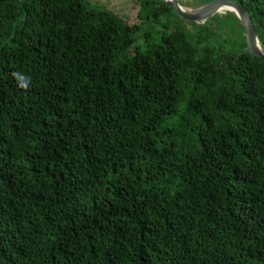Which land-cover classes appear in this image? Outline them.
I'll use <instances>...</instances> for the list:
<instances>
[{
	"label": "trees",
	"instance_id": "obj_1",
	"mask_svg": "<svg viewBox=\"0 0 264 264\" xmlns=\"http://www.w3.org/2000/svg\"><path fill=\"white\" fill-rule=\"evenodd\" d=\"M145 2L0 0V264H264V60Z\"/></svg>",
	"mask_w": 264,
	"mask_h": 264
},
{
	"label": "rangeland",
	"instance_id": "obj_2",
	"mask_svg": "<svg viewBox=\"0 0 264 264\" xmlns=\"http://www.w3.org/2000/svg\"><path fill=\"white\" fill-rule=\"evenodd\" d=\"M90 1L93 4L108 8L109 10H111L113 13L117 15L127 16L131 23H137L141 26L142 32H145L148 29L154 27L153 34L156 37H158V33L163 34L166 31L165 28L162 27V25H158L151 18L147 17V14H146L147 11L143 10L142 17L139 16V12L142 10L141 4L143 3V1H146L145 2V5H146V3L152 4V2H155V1L157 2L159 0H90ZM213 1H216V0H180L182 6L186 9H197ZM217 16L218 17L220 16L222 21L220 22L215 21L216 25L211 26V28H213L215 31H218V28H219L221 32H224L226 34L225 37H222V36L220 37V34H218L217 40L219 42H224L227 47H231V48L240 47L241 48V46L244 43V38L241 34L242 32L241 28L237 24V20L232 15V12L221 13V15H217ZM222 22L223 24H221ZM163 23L169 24L167 20L164 21ZM172 26L173 27L181 26L185 28L188 25L187 23L184 22V20H179L178 18H176V21L172 23ZM225 26H227L226 30L223 29V27L225 28ZM171 31L172 29L169 30V32Z\"/></svg>",
	"mask_w": 264,
	"mask_h": 264
},
{
	"label": "water",
	"instance_id": "obj_3",
	"mask_svg": "<svg viewBox=\"0 0 264 264\" xmlns=\"http://www.w3.org/2000/svg\"><path fill=\"white\" fill-rule=\"evenodd\" d=\"M163 2L171 5L179 17L197 24H204L211 18L221 15L220 10L222 7L232 6L236 9V12L232 13L238 16L246 29L250 51L264 60V48L254 26L252 14L242 3L236 0H216L197 9H186L182 6L180 0H163Z\"/></svg>",
	"mask_w": 264,
	"mask_h": 264
},
{
	"label": "clouds",
	"instance_id": "obj_4",
	"mask_svg": "<svg viewBox=\"0 0 264 264\" xmlns=\"http://www.w3.org/2000/svg\"><path fill=\"white\" fill-rule=\"evenodd\" d=\"M12 77L17 82V86L28 89L31 86V78L22 71H13Z\"/></svg>",
	"mask_w": 264,
	"mask_h": 264
},
{
	"label": "bare ground",
	"instance_id": "obj_5",
	"mask_svg": "<svg viewBox=\"0 0 264 264\" xmlns=\"http://www.w3.org/2000/svg\"><path fill=\"white\" fill-rule=\"evenodd\" d=\"M225 12H236V9L233 8L232 6H224L221 8L220 13H225Z\"/></svg>",
	"mask_w": 264,
	"mask_h": 264
}]
</instances>
